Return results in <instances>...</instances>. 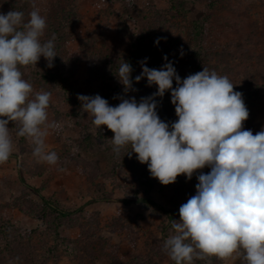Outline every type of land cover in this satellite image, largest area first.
Returning a JSON list of instances; mask_svg holds the SVG:
<instances>
[{
	"label": "rangeland",
	"instance_id": "obj_1",
	"mask_svg": "<svg viewBox=\"0 0 264 264\" xmlns=\"http://www.w3.org/2000/svg\"><path fill=\"white\" fill-rule=\"evenodd\" d=\"M34 5L46 16L42 40L55 34L57 57L51 68L41 57L35 66L20 70L34 91L51 93L48 121L57 127L49 129L45 144L59 159L54 165L38 161L30 139L17 136V124L9 122L13 151L0 163V248L6 232L13 248L14 242L28 243L40 264H175L164 242L173 234L171 222L179 220L180 206L195 195L198 180L180 175L162 185L151 177L146 163L127 155L130 146L114 153L109 141L114 134L106 126L97 129L77 97L98 94L111 106L132 97L139 102L152 96L156 86L141 79L125 93L117 77L120 60L131 64L134 80L141 72L140 61L147 58V67L159 69L167 56L182 81L195 74L198 65L189 47L203 56L201 61L207 58V69L228 73L231 82L242 73L262 85L264 0H0V13L19 10L27 20ZM158 37L162 39L155 45ZM241 40L242 47L232 54L236 60L228 59V44L239 45ZM242 54L246 59L237 61ZM156 101L160 119L177 120L170 91ZM253 111L264 117L262 106ZM30 188L73 214L62 217L49 210ZM68 241L71 254L64 252ZM46 249L49 253L41 261ZM193 264L245 261L208 257Z\"/></svg>",
	"mask_w": 264,
	"mask_h": 264
},
{
	"label": "clouds",
	"instance_id": "obj_2",
	"mask_svg": "<svg viewBox=\"0 0 264 264\" xmlns=\"http://www.w3.org/2000/svg\"><path fill=\"white\" fill-rule=\"evenodd\" d=\"M46 27V16L35 5L27 20L19 10L0 13V163L13 151L9 122L17 124V136L30 139L38 161L54 165L59 159L45 144L49 129L57 127L48 121L51 93L34 91L20 70L41 57L53 66L56 37L43 41ZM163 59L167 62L159 69L147 67V58L140 61L134 80L129 62L121 59L117 70L125 93L146 79L156 86L152 96L122 99L116 106L98 94L77 99L97 129L106 126L114 134L113 152L119 155L130 146L127 155L146 163L160 184L170 185L180 175L190 180L210 168L197 176L195 195L171 222L173 234L163 247L175 264L208 257L264 264V129L255 135L244 129L249 111L227 76L204 67L181 81L174 62ZM169 91L177 117L171 124L158 116L156 101Z\"/></svg>",
	"mask_w": 264,
	"mask_h": 264
},
{
	"label": "trees",
	"instance_id": "obj_3",
	"mask_svg": "<svg viewBox=\"0 0 264 264\" xmlns=\"http://www.w3.org/2000/svg\"><path fill=\"white\" fill-rule=\"evenodd\" d=\"M214 7H215V5H213V8ZM208 20H209V15L206 17L205 21H208ZM203 27H204L203 30H205L206 27L205 26H203ZM193 28H194V32L197 33V27L194 25ZM202 42L203 41L201 40L200 41L201 49H202V51H204V53L206 52L205 55H207V51L204 48ZM239 43H240L239 45H235V44L233 45V43H231V42L228 44V47H230L228 49H231V51L226 52V53H228V56H227L228 59H233V61L236 60V57L232 56V54H234V49H240V47H242V40L239 41ZM244 44H245V41H244ZM250 46H252V44ZM188 52L191 56H194L197 58L198 65L193 68L195 73H197L196 72L197 68L206 67L205 65L208 64V60H206L207 58H203V61H201V58L203 56L200 58L199 53L194 52L193 49H191V47H189ZM214 54H216V53H213V55ZM237 57H238L237 61L240 60V62L244 61L246 59L245 54H242V56L238 55ZM247 60H248V57H247ZM250 66H252V65H250ZM227 74L228 73H223V76H227ZM238 75L240 77V80L238 78L237 82L235 81V83L234 82H232V83L235 85L234 86L235 91H238V92L243 94L244 103H245V105L249 111V117L244 122L243 127H244V129L251 130L253 132V134L255 135L257 132L264 129V117L257 114V112L254 113V111H253V108L257 109V107H258V109L259 108L261 109V106L264 109V83L259 86V85H257L256 82L253 81V78L251 75H249V74L245 75L242 73L238 74ZM229 78L230 77L228 76V79ZM170 120L172 121L171 123L175 122L173 119H170ZM162 121L171 124L167 118L162 120ZM209 171H210V168L205 167L204 169L198 170L195 173L197 175H199L200 173L207 174ZM190 180L191 181H195V180L197 181V176H195L193 174V176ZM194 186H196V185H194ZM30 190L34 194L40 196L39 193L36 191V189L30 188ZM40 198H41L42 202L45 204V206L48 207L49 210L57 212L59 214V216L66 217V216L73 214L72 212L60 211L58 208L52 206V204L49 201H47L44 197L40 196ZM137 202L144 203L146 205L148 204L151 206H156V204L153 203V201H150L147 199H138ZM169 219L172 220V217L169 216ZM7 235L8 234L6 232L5 233L2 232V240L5 244V246L3 248H0V264H40L38 262L39 260L37 257V253L35 254V253L29 251L30 248L28 247V243L25 244L23 242H14L12 244L16 245V246H15V248H13L14 246H12L10 244V242L7 240ZM5 240H7V241L5 242ZM21 240L23 241V239H21ZM69 246H72V242H70V241H68L66 243V245H64V247H65L64 252L67 254H69V253L71 254L73 252V249H71ZM48 253H49V251L47 249H46V252H42L41 253L42 259H40V260L44 261L46 259Z\"/></svg>",
	"mask_w": 264,
	"mask_h": 264
}]
</instances>
